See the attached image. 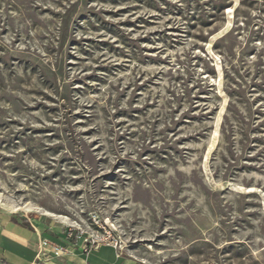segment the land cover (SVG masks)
<instances>
[{"label": "rangeland", "instance_id": "1", "mask_svg": "<svg viewBox=\"0 0 264 264\" xmlns=\"http://www.w3.org/2000/svg\"><path fill=\"white\" fill-rule=\"evenodd\" d=\"M0 200L144 264H264V0H0Z\"/></svg>", "mask_w": 264, "mask_h": 264}, {"label": "crops", "instance_id": "2", "mask_svg": "<svg viewBox=\"0 0 264 264\" xmlns=\"http://www.w3.org/2000/svg\"><path fill=\"white\" fill-rule=\"evenodd\" d=\"M40 237L65 246L62 232L54 234L41 230L37 224L23 217L0 210V262L5 264H32ZM48 264H144L125 251L120 253L111 246H100L88 254L79 250L65 254Z\"/></svg>", "mask_w": 264, "mask_h": 264}, {"label": "built area", "instance_id": "3", "mask_svg": "<svg viewBox=\"0 0 264 264\" xmlns=\"http://www.w3.org/2000/svg\"><path fill=\"white\" fill-rule=\"evenodd\" d=\"M62 237L66 242L65 246L56 244L48 238L40 237L36 245L35 261L32 264H48L52 260L62 258L65 254L75 250H79L82 254H88L100 246H111L119 253L123 251L121 243L104 228L102 233L89 235L82 230L65 227Z\"/></svg>", "mask_w": 264, "mask_h": 264}, {"label": "bare ground", "instance_id": "4", "mask_svg": "<svg viewBox=\"0 0 264 264\" xmlns=\"http://www.w3.org/2000/svg\"><path fill=\"white\" fill-rule=\"evenodd\" d=\"M0 206L11 213H17L19 211H24V212H31V209L27 206H20V205H6L0 200Z\"/></svg>", "mask_w": 264, "mask_h": 264}, {"label": "water", "instance_id": "5", "mask_svg": "<svg viewBox=\"0 0 264 264\" xmlns=\"http://www.w3.org/2000/svg\"><path fill=\"white\" fill-rule=\"evenodd\" d=\"M0 264H4V263L0 262Z\"/></svg>", "mask_w": 264, "mask_h": 264}, {"label": "trees", "instance_id": "6", "mask_svg": "<svg viewBox=\"0 0 264 264\" xmlns=\"http://www.w3.org/2000/svg\"><path fill=\"white\" fill-rule=\"evenodd\" d=\"M3 263V262H2ZM5 264V263H4Z\"/></svg>", "mask_w": 264, "mask_h": 264}]
</instances>
